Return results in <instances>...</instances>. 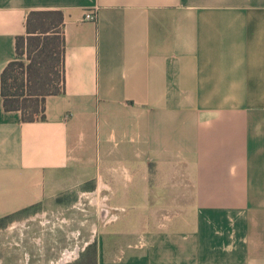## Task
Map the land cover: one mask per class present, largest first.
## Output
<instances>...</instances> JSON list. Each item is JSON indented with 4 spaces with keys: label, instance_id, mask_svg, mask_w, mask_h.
Listing matches in <instances>:
<instances>
[{
    "label": "crops",
    "instance_id": "crops-1",
    "mask_svg": "<svg viewBox=\"0 0 264 264\" xmlns=\"http://www.w3.org/2000/svg\"><path fill=\"white\" fill-rule=\"evenodd\" d=\"M35 10L63 13L64 92L24 122L1 76ZM127 184L179 210L122 215ZM89 198L75 232L59 207ZM178 217L194 241L164 230ZM6 220L0 264H87L94 243L93 264H264V0H0Z\"/></svg>",
    "mask_w": 264,
    "mask_h": 264
},
{
    "label": "trees",
    "instance_id": "trees-1",
    "mask_svg": "<svg viewBox=\"0 0 264 264\" xmlns=\"http://www.w3.org/2000/svg\"><path fill=\"white\" fill-rule=\"evenodd\" d=\"M64 47L63 13L31 11L26 34L16 40V58L1 76L5 110L20 111L24 122L44 119L45 98L64 92ZM87 249L95 252L96 244Z\"/></svg>",
    "mask_w": 264,
    "mask_h": 264
},
{
    "label": "rangeland",
    "instance_id": "rangeland-1",
    "mask_svg": "<svg viewBox=\"0 0 264 264\" xmlns=\"http://www.w3.org/2000/svg\"><path fill=\"white\" fill-rule=\"evenodd\" d=\"M24 62L28 63L27 59L24 58ZM134 189H138V196H136L137 200L135 201H130V202H121L119 203L120 205H122V208L120 209V214L122 215H126L129 216L130 218H134L135 220H141L142 218H144L146 216V213L148 212L150 215V211L151 210V206L154 208H161V209H167V206L170 207V212L171 214H176V212L179 210V208L170 205L169 203H166L165 201H158V202H147L144 200V190L145 187L143 185H139L134 186V185H121L118 188V194H126L129 193L130 191L132 192ZM40 209L42 208H48L47 206H41L39 207ZM64 208L65 210L67 209V211H70V218H68L69 221L73 220V227L75 229V232L77 231L78 228L81 229V225H83V227L85 228H89L90 225H92L94 223L95 220H93L92 218H83L80 216L81 211L85 210V211H96L97 209V203L92 202L91 198H89L88 200H83L81 202H68V203H64V207H59ZM168 210V209H167ZM182 210V209H181ZM148 215V214H147ZM146 219V217H145ZM183 219L184 218H171L167 220H164V230H167L168 228L173 232L175 231V235L180 239V240H186V242H192L194 241V235H193V231H192V227L188 226V225H184L183 224ZM150 223L152 224V222H155V219H149ZM9 222L6 221H0V227L1 226H6ZM140 225V224H139ZM148 227V225H147ZM138 230H140V226L138 228ZM76 237H80V235L78 233H75ZM88 235L86 234V237ZM144 239L146 241H149V239H147V235H143ZM137 238V239H136ZM139 239H141V237L139 236V238L136 235H132L131 237L127 238V239H119V243L122 242L123 248L127 249V245L129 243L132 244L131 249L134 248V245L136 243H138ZM88 249L85 250V255H84V259L86 260V263L88 264H93L95 257H96V251L94 252L93 250L88 252Z\"/></svg>",
    "mask_w": 264,
    "mask_h": 264
},
{
    "label": "built area",
    "instance_id": "built-area-1",
    "mask_svg": "<svg viewBox=\"0 0 264 264\" xmlns=\"http://www.w3.org/2000/svg\"><path fill=\"white\" fill-rule=\"evenodd\" d=\"M96 19H97V13H96V11H90V12H88L85 15V20H87V21L94 22V21H96Z\"/></svg>",
    "mask_w": 264,
    "mask_h": 264
}]
</instances>
